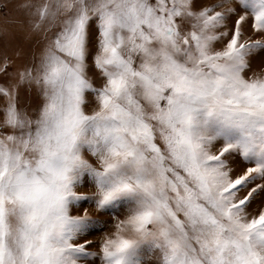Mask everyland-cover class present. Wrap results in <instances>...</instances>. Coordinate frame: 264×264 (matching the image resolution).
Masks as SVG:
<instances>
[{
  "label": "snow or ice",
  "instance_id": "snow-or-ice-1",
  "mask_svg": "<svg viewBox=\"0 0 264 264\" xmlns=\"http://www.w3.org/2000/svg\"><path fill=\"white\" fill-rule=\"evenodd\" d=\"M18 7L42 46L0 68V264H264V0Z\"/></svg>",
  "mask_w": 264,
  "mask_h": 264
},
{
  "label": "rangeland",
  "instance_id": "rangeland-1",
  "mask_svg": "<svg viewBox=\"0 0 264 264\" xmlns=\"http://www.w3.org/2000/svg\"><path fill=\"white\" fill-rule=\"evenodd\" d=\"M27 2V0H0V68L4 67V61L9 62L8 72L15 73L29 65L34 56H37L42 46V38L38 34H34L28 23L29 17L24 10H21L18 5ZM35 2V0H33ZM208 3H214L216 0H207ZM249 26H246V28ZM250 34V31H249ZM264 70V52H260L251 58V71L260 73ZM14 78L12 76L0 73V84L7 86L9 81ZM92 106L94 107V98ZM33 103L32 93L28 90L27 85L21 86L19 89V104L20 107H26ZM4 106V99L0 97V108ZM229 165L233 169V175L241 174L247 167L244 161L238 156L228 157ZM78 191L90 195L94 192V188L90 184H85ZM259 201L255 202L250 211H258ZM87 208L89 214L94 219L111 221V217L97 212L93 205L84 203L79 209H73V215H83L84 209ZM121 218H123L121 216ZM114 231L111 224L105 228L103 232H96L89 235L87 239L92 240L93 246L89 249L92 252H99L100 242L102 237ZM99 264V261H96Z\"/></svg>",
  "mask_w": 264,
  "mask_h": 264
}]
</instances>
